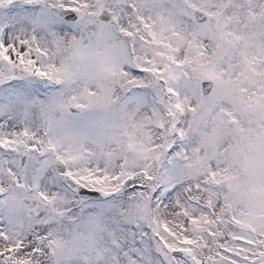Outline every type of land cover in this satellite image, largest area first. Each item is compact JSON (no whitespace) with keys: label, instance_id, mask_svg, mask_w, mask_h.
<instances>
[{"label":"snow or ice","instance_id":"1","mask_svg":"<svg viewBox=\"0 0 264 264\" xmlns=\"http://www.w3.org/2000/svg\"><path fill=\"white\" fill-rule=\"evenodd\" d=\"M0 264H264V0H0Z\"/></svg>","mask_w":264,"mask_h":264}]
</instances>
